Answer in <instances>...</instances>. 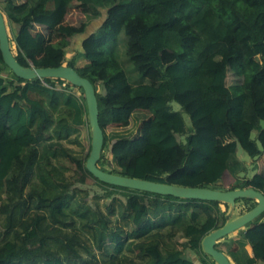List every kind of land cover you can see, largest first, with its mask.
<instances>
[{
    "label": "trees",
    "instance_id": "trees-1",
    "mask_svg": "<svg viewBox=\"0 0 264 264\" xmlns=\"http://www.w3.org/2000/svg\"><path fill=\"white\" fill-rule=\"evenodd\" d=\"M1 1L13 53L22 66L67 65L95 87L104 131L98 164L102 170L181 187L253 188L264 193V175L250 177L249 167L238 156L239 147L252 160L264 155V0H240L248 14L234 0ZM74 5L84 16L78 26L65 23ZM135 20L142 23L137 41L147 73L130 53L128 27ZM48 31L65 38L51 41L44 34ZM70 40L80 49H71ZM70 53L74 55L68 59ZM81 60L86 64L79 67ZM4 69L9 68L0 51V202L6 194L15 207L6 219L10 239L0 246V264H66L81 259L78 247L84 239L67 213L72 196L60 189L65 179L62 160L108 188L109 197L121 193L127 198L126 209L135 225L131 232L122 227L111 230L101 211L81 214L87 220L84 230L93 233L100 249L109 240L115 255L134 245L148 264H217L204 253L202 242L226 224L227 204L100 182L86 169L87 158H77L63 144L71 128H90L83 90L61 79L24 80L11 70L8 82ZM230 73L242 82L229 86ZM174 102L181 111L173 109ZM145 112L152 116L151 126L147 137H139L135 131L149 118ZM130 121L133 129L106 130ZM222 138L229 141L220 143ZM226 174L235 180L230 189L222 186ZM243 202L249 207L253 203ZM108 208L113 211L111 205ZM176 208L177 214L155 220L159 212ZM167 225L186 239L183 250L164 253L159 241H145ZM234 235L217 245L233 264L264 261V219Z\"/></svg>",
    "mask_w": 264,
    "mask_h": 264
},
{
    "label": "rangeland",
    "instance_id": "rangeland-1",
    "mask_svg": "<svg viewBox=\"0 0 264 264\" xmlns=\"http://www.w3.org/2000/svg\"><path fill=\"white\" fill-rule=\"evenodd\" d=\"M214 1V0H211ZM237 7L244 13L248 14L249 11L247 7L240 1V0H234ZM0 0V6L2 7L3 3ZM84 21V16L81 13V11L78 9L77 5H74L70 8L69 13L66 17L65 23L68 25H80ZM37 30H41L40 28ZM142 31V23L140 20L132 21L128 27V33L131 43V50L130 53L133 55L136 63L142 68L143 71L150 72L149 68L146 64V62L142 58V53L140 51V47L138 44V36L140 32ZM44 34L47 36V38L51 41H56L62 38H65L64 36L60 35L58 32L55 31H48L44 32ZM12 35V33H11ZM124 40L126 42L127 37L126 35L122 37V41L120 44L121 50H123L124 47ZM69 43L72 44L71 49L73 48L74 51L80 49V44L77 45V42L70 40ZM78 47H76V45ZM74 54L70 53L68 54L67 58L71 59ZM86 63L85 61L81 60L78 62V66L82 67ZM126 64L128 67H130L128 61H126ZM135 73V72H133ZM4 77L7 78L8 82L11 78L10 69H4L3 70ZM242 79L237 78L233 76V74H229L228 77V84L233 85L236 83H241ZM78 93V91H76ZM173 109L175 111H181V107L174 102L172 104ZM147 115L149 114V118L142 121L139 124V127H137L135 131V135H138L139 137H147L149 134V129L151 126V119L152 116L149 112H145ZM59 119V117H57ZM185 122L188 128H191L192 123L190 120V117L186 114H184ZM261 125L264 127V122L261 123ZM133 129V122L130 121L127 124L124 125H110L106 127V130L108 132L119 130V131H127ZM2 133L0 132V135ZM48 135L46 136V138ZM258 137V131H254L252 134L253 139H257ZM46 140V139H45ZM227 142L222 138L220 139V143ZM182 142L186 143V138H182ZM91 143H92V131L91 128H71L70 129V136L67 140L63 141V144L66 148H69L74 155L77 158L80 159H88V155L91 152ZM238 156L239 158L245 162V164L249 167L250 177L254 176L256 173L264 175V155L252 160L243 150L241 147L238 149ZM62 171L65 173V179L64 182L60 185V189L63 191H68V195L72 196L69 200L71 202L70 208L67 210V213L74 217L76 220V231H78L81 234V237L84 239V242L81 246L78 247L79 256L81 259L78 258H72L73 261L66 262V264H148L149 259L144 258L139 254V251L136 249L134 245H131V247H128L122 255H115L114 249L115 246L109 242V240L104 241L102 244V248H99L98 243L95 241L93 237V233L86 232L83 228V224L85 221L81 218V214L83 213H93L97 211L103 212L110 220V228L115 229L116 227H122L126 232H131L135 229V225L133 223V220L131 219L130 212L126 209V203L127 198L123 195L116 194L109 197L110 190L95 181L90 175L80 172L76 165H72L67 160H62ZM243 176V175H242ZM249 178V176L247 177ZM38 182V180H36ZM234 178L230 174H226L222 186L224 189H230L234 185ZM224 191V190H222ZM150 198V197H149ZM148 199V197H146ZM182 203H175L176 207L181 210L180 207ZM111 205V208L113 211L111 212V209L108 208V206ZM252 206H256V202L253 201L251 204ZM249 206L241 205L238 206L234 218L237 216H240L250 210ZM173 211H167L166 213L159 212L158 216L155 218L156 221H159L162 218L167 219L169 215L171 214H177V209ZM15 211V207L13 204L10 203L8 200V196L5 194L2 197V201L0 202V246L8 239H10V236L6 235L5 233V225H6V219ZM184 211V210H181ZM193 211V209H188V212ZM153 216V215H152ZM264 219V215H262L260 218H258L255 222H259ZM227 222V220H226ZM254 223V222H253ZM252 223V224H253ZM250 224V226H252ZM249 226V227H250ZM248 227V228H249ZM235 237V235L231 236ZM145 241L147 242H154L159 241L160 247L162 248L164 253H167L168 251H173L175 249L183 250L184 245L186 243V239L183 237V235L178 232L175 228H173L170 225H167L166 228H164L161 231L155 232L153 235L150 236V238H147ZM143 243L144 241H136L135 243ZM127 244H130L128 242ZM65 255V254H64Z\"/></svg>",
    "mask_w": 264,
    "mask_h": 264
},
{
    "label": "water",
    "instance_id": "water-1",
    "mask_svg": "<svg viewBox=\"0 0 264 264\" xmlns=\"http://www.w3.org/2000/svg\"><path fill=\"white\" fill-rule=\"evenodd\" d=\"M0 51L6 66L19 78L24 80L61 79L71 85L81 88L84 92L87 105L89 125L92 131L91 152L86 162L88 172L100 182L161 196H172L183 200H200L220 202L229 206L226 215V224L207 235L202 247L206 255L217 264H233L232 260L221 251L217 245L225 238L240 230H245L264 215V193L250 189L220 191L209 188H191L163 183L151 182L134 178L123 177L102 170L99 167L104 148V131L99 121V103L96 89L87 78L82 77L76 69L63 65L58 68L24 67L16 59L11 44V34L5 16L0 9ZM243 200H252L256 206L248 212L234 218L238 206L244 205Z\"/></svg>",
    "mask_w": 264,
    "mask_h": 264
},
{
    "label": "crops",
    "instance_id": "crops-1",
    "mask_svg": "<svg viewBox=\"0 0 264 264\" xmlns=\"http://www.w3.org/2000/svg\"><path fill=\"white\" fill-rule=\"evenodd\" d=\"M86 63V62H85ZM234 235V234H233ZM232 235V236H233ZM248 251L250 254H252V248L250 246L247 247ZM259 264H264V261L263 262H260Z\"/></svg>",
    "mask_w": 264,
    "mask_h": 264
}]
</instances>
